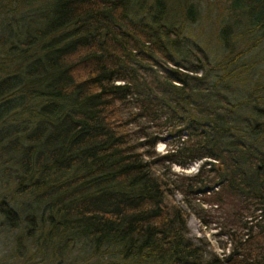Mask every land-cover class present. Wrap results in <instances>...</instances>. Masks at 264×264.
Segmentation results:
<instances>
[{"label": "trees", "instance_id": "1", "mask_svg": "<svg viewBox=\"0 0 264 264\" xmlns=\"http://www.w3.org/2000/svg\"><path fill=\"white\" fill-rule=\"evenodd\" d=\"M207 8L210 45L199 0H0L11 264H264V0ZM177 192L223 208L228 251L189 235Z\"/></svg>", "mask_w": 264, "mask_h": 264}, {"label": "rangeland", "instance_id": "2", "mask_svg": "<svg viewBox=\"0 0 264 264\" xmlns=\"http://www.w3.org/2000/svg\"><path fill=\"white\" fill-rule=\"evenodd\" d=\"M200 5L202 7L200 18L192 24V27L197 30V35L200 37V39L207 43L211 44V42H208L209 36L213 33V30L216 26V22L214 21V15L215 11L209 10L207 8L208 2L212 3L214 0H199ZM212 5V4H210ZM210 11V13H209ZM213 29V30H212ZM170 66H174V64L170 63ZM181 136H184L182 134ZM180 136V138H181ZM179 141V134H175V132H169L164 131L162 133L161 139L156 143L155 150L159 153L165 152L167 149L176 147ZM208 159V158H207ZM204 161V158L202 159H195L189 162L185 166H181L177 163L171 164V170L177 172V173H187L191 174L198 170L200 164ZM201 194V193H200ZM199 199H201V195ZM175 198L187 211V228L188 233L193 238H204L208 242V248L213 249L217 252L229 250L230 246V240L229 235L224 231L222 227V218H223V208L216 207V205H210L206 202H203V207L207 208L209 210L208 213H206V209H196L195 205L189 206L185 200L183 199L182 194L179 192L175 193ZM198 200V199H197ZM199 211L201 214V217L197 215V212ZM203 217L207 220V223L203 222ZM14 234V231L8 230L6 228L0 227V263L1 264H11L15 258L16 254L13 252L12 247V235Z\"/></svg>", "mask_w": 264, "mask_h": 264}]
</instances>
